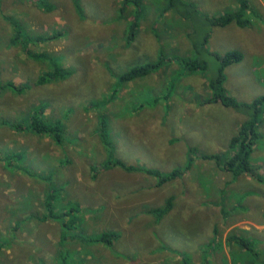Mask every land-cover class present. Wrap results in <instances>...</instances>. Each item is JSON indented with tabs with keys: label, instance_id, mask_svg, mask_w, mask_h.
I'll use <instances>...</instances> for the list:
<instances>
[{
	"label": "rangeland",
	"instance_id": "obj_1",
	"mask_svg": "<svg viewBox=\"0 0 264 264\" xmlns=\"http://www.w3.org/2000/svg\"><path fill=\"white\" fill-rule=\"evenodd\" d=\"M124 1L77 0V7L74 0H46L54 6L48 11L37 0H0V264H186L185 256L189 264H233L240 248L230 234L257 241L264 254V110L253 171L233 178L225 160L246 116L219 102L203 104L210 76L177 60L202 55L192 51L191 20L167 8L170 0ZM186 1L203 15L240 8L239 0ZM248 2L247 25L212 27L205 45L210 52L243 51L244 59L226 68L225 83L242 101L264 95V0ZM139 10L138 33L128 45ZM16 23L26 34H62L30 47L52 53L65 78L36 83L50 66L11 42ZM160 55L159 71L118 82L121 73ZM11 81L25 86L21 94ZM42 99L47 114L63 123L62 144L10 127ZM102 115L108 126L98 131L106 126ZM190 147L197 152L186 170ZM212 154L224 160L205 157ZM153 168L185 173L160 185L146 173ZM54 184L57 205L44 219ZM170 197L167 215L151 212ZM109 230L117 232L111 246L92 241Z\"/></svg>",
	"mask_w": 264,
	"mask_h": 264
},
{
	"label": "trees",
	"instance_id": "obj_2",
	"mask_svg": "<svg viewBox=\"0 0 264 264\" xmlns=\"http://www.w3.org/2000/svg\"><path fill=\"white\" fill-rule=\"evenodd\" d=\"M46 0H37L38 5L42 8H45L48 11H52L54 8L53 5L48 2L45 3ZM76 6L79 4L77 0H74ZM124 2H134L137 6H139V0H125ZM240 8L235 11H226L217 15H203L198 10L196 4L193 2H189L186 0H170L167 4L168 7H172L174 11L181 16L182 18L191 20L193 24V37L195 38L192 42V51L197 50L202 55L198 58L193 57L191 55L188 58H177L182 62L184 68H188L191 72L202 71L204 74L209 75V88L211 90V95L204 99L203 104L206 103H221L226 107L233 108L237 112L243 113L246 118L242 122L240 129L238 132L231 138L229 148L234 153L225 160L226 169L231 172L233 178H236L244 173H250L253 171L251 155L254 152L258 141L261 138V133L259 132V121L258 117L264 110V95L259 96L252 101H242L238 99L236 96L229 93L225 83L227 79L226 68L230 65L240 63L244 59L243 51L239 49L229 50L225 53H217L210 52L206 49L205 45L208 43L209 38L211 37V28L216 26H225L233 21L237 22L241 26L247 25V20L245 16L250 10L251 4L248 0H239ZM141 10L138 11L139 18L131 23L130 31L128 32L127 44L130 45L135 41V37L137 36L136 32L139 21L141 19ZM137 15V16H138ZM12 22V18L10 19ZM15 34L11 38V42L13 44H21L25 52L34 60L41 62L45 65L50 66V69L44 71V73L40 74L36 80L37 84H46L49 82H54L59 79H63L67 76V72L63 69V67L59 64V62L55 59L53 54L46 50H41V52L34 51L31 49L30 44L33 43H43L46 41L53 40L55 38L60 37L62 34L60 32L54 33L51 36L46 35H37L34 33L26 34L24 30L18 23L15 24ZM200 30L199 36H197V31ZM203 32V33H202ZM191 33H189L190 35ZM191 34V35H192ZM24 37V39H23ZM190 38V37H189ZM163 56L160 55L159 59L154 62H149L144 65L133 66L130 70L121 73L117 78H119V83L130 82L131 80L149 75L151 73L157 72L164 65V61H162ZM176 58H169L170 60H175ZM9 88H11L17 94H21L24 90L23 86H18L14 81L8 83ZM5 87L0 83V95L2 93V89ZM47 105L42 99L39 103L34 105L28 112L27 115L22 118L19 122H14L10 127L17 131H26L40 135H50L57 144H62L64 141L65 134L63 123L60 119L51 118L47 112ZM104 116V120L106 126L102 127V124L99 130H105L108 126V122ZM102 139V138H101ZM105 140V139H104ZM102 139V141H104ZM197 152L195 147H190L188 150V158L186 164L183 166L186 167V170L190 169L194 163L193 155ZM206 158L215 159L219 163L224 160L219 154H212L209 156H205ZM7 165L13 163V156L10 155L5 158ZM115 165L122 166L123 163L120 161H115ZM109 166V165H108ZM106 166V168H109ZM125 167V166H124ZM146 173H150L158 178V183L163 185L167 182H171L179 177H182L185 173L182 169H175L172 172H162L159 169H146ZM57 188L54 186L51 187V191L47 193V201L45 204L47 205L49 213L43 216L46 219L48 216H52L54 210L52 209L55 205L56 199L59 197V192ZM173 209V197L167 199L166 203L161 206L152 209V213L157 215L159 218L164 217ZM68 213V212H67ZM66 213V214H67ZM62 215H65L63 213ZM53 218L56 219V214L53 215ZM110 233H102L95 237H92V241L96 243H104L111 245L113 243L114 238L117 235V232L113 230ZM245 235L241 236H233L229 235L228 241L232 246H238L242 249L243 253H237L233 251L232 258L233 264H238L239 260H242L244 263V257H246V263L244 264H257L255 261L264 264V255L258 249L257 241L251 238H245ZM244 237V238H243ZM64 238V236H63ZM67 239V235L65 236V240ZM236 240L232 242L231 240ZM5 247L4 240L0 239V249ZM250 255V256H249ZM256 256V257H255ZM186 264H189V258L185 256Z\"/></svg>",
	"mask_w": 264,
	"mask_h": 264
},
{
	"label": "crops",
	"instance_id": "obj_3",
	"mask_svg": "<svg viewBox=\"0 0 264 264\" xmlns=\"http://www.w3.org/2000/svg\"><path fill=\"white\" fill-rule=\"evenodd\" d=\"M259 96H261V95H259ZM259 96H256L255 98H257V97H259ZM262 96H263V95H262ZM255 98H253V99H255ZM253 99H252V100H253ZM252 100H250V101H252ZM188 150H189V149H188ZM113 231H114V230H113ZM116 236H117V235H116ZM116 238H117V237L114 238L113 243L115 242ZM113 243H112V244H113ZM101 244H104V243H101ZM112 244H111V245H112ZM105 245H108V244H105ZM111 245H108V246H111ZM232 249H233V247H232ZM236 252H237V253H243L244 251H243L242 249H238Z\"/></svg>",
	"mask_w": 264,
	"mask_h": 264
}]
</instances>
